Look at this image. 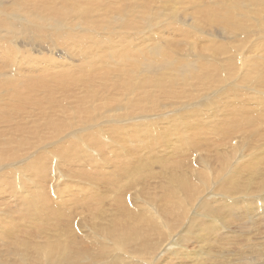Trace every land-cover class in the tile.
Returning a JSON list of instances; mask_svg holds the SVG:
<instances>
[{
  "label": "bare ground",
  "instance_id": "6f19581e",
  "mask_svg": "<svg viewBox=\"0 0 264 264\" xmlns=\"http://www.w3.org/2000/svg\"><path fill=\"white\" fill-rule=\"evenodd\" d=\"M197 2L0 0V171L6 162L28 156L35 147L67 129L104 119L112 122L100 127L105 140L114 143L117 136L126 144L132 141V145L124 146L125 150L115 151L106 142L105 150L97 151V159L86 151L88 147L72 144L67 148L75 157L79 155L82 159L79 161L86 160L92 166V171L82 167L85 172L74 180L90 176L110 186L109 191L94 188L90 182L87 187L79 183L65 190L70 176L67 181L56 183L57 166L43 155L32 159L23 173H0V198H5L0 200L8 204L7 211L0 210V264H264V241L256 242L253 231H247L250 235L235 236L233 243L242 245V250L248 247L246 250L239 247L238 252L231 253L234 247L227 250V241L234 238L230 237L233 229L243 230L245 226L240 221L258 205L252 199L233 201L212 195L207 188L211 173L208 167L192 175L185 169L175 171L171 183L163 185L169 186L164 189L165 194L143 191L147 196L144 198L142 191H138L131 195L134 185L144 183V176L154 175L152 155L141 156L142 146L180 149L210 142L241 127L249 126L250 130L254 120L264 124V0H208L206 5L202 0L201 4ZM193 3L190 8L187 6ZM140 26L145 30L153 26L157 29L144 35L140 31L136 36L139 39L134 40L132 34ZM119 28L125 34L113 41ZM128 31L131 35H127ZM106 33H112L111 39ZM170 35L179 41L169 40ZM192 41L195 43L191 47ZM171 43L181 53L174 52ZM47 48L48 52H44ZM211 50L212 55H208ZM256 51L260 56L253 58ZM60 54L69 59L54 56ZM117 71L121 78L115 74ZM236 74L239 76L233 78ZM102 78L107 82L100 84L98 80ZM153 87L161 92H153ZM224 88L226 91H222ZM212 90H221L220 94L226 97L222 94L212 97L217 93ZM168 91L176 100L186 98L197 102L193 105L197 106H191L193 109L185 115L186 111L165 119V124L160 118L155 121L163 127L153 124L151 119L127 126L113 121L127 113L165 109L167 104L162 106L161 102L167 98L162 93ZM2 92H10L12 105L5 104ZM38 102L41 106L38 111L27 110L30 108L27 106ZM24 108L33 113L21 121ZM47 108L51 110L47 112ZM119 109L124 112L112 114ZM72 110L79 117L71 115ZM132 118L129 115L122 121ZM93 136L88 133L78 139L83 142ZM149 136H153L152 142L143 145L141 140ZM243 146L233 142L227 150L237 152L241 147L242 152ZM106 152L111 155L106 157ZM219 152L224 163L227 158L222 157V150ZM136 153L139 156L133 159ZM65 157L63 162L72 158ZM254 157L250 159L255 160ZM261 157L256 162L264 164ZM207 159L205 163L213 162L211 157ZM251 160L247 163L252 164ZM137 162L140 164L128 172ZM226 164L216 165L219 172L225 171ZM244 167L242 163L240 169ZM116 173L122 177L116 178ZM257 176L255 173L253 178ZM242 181L238 184L241 189L254 184ZM49 185L55 192H63L53 197ZM241 210H245L243 219ZM252 220L254 229L264 226V216L260 215L258 222ZM21 234H28L29 238Z\"/></svg>",
  "mask_w": 264,
  "mask_h": 264
},
{
  "label": "rangeland",
  "instance_id": "374dc122",
  "mask_svg": "<svg viewBox=\"0 0 264 264\" xmlns=\"http://www.w3.org/2000/svg\"><path fill=\"white\" fill-rule=\"evenodd\" d=\"M201 0H199L200 2ZM215 1H220V0H215ZM227 1H231V0H227ZM197 2V4H205L208 3V0H202L201 3ZM195 3L191 4L190 5H187L189 8L194 6ZM174 7H177L178 6H174ZM179 12H181V10H179ZM182 15V12L180 13ZM173 14H171L172 16ZM194 16V14H193ZM192 16H190L191 18ZM197 17L196 15L194 16V18ZM200 19H202V17L200 16L199 17ZM197 19V18H196ZM191 20V19H189ZM205 23V22H204ZM142 26H145V25H142ZM140 26V27H137L138 29H135L134 33L132 34V37L134 40H138L139 37H136V36H139V32L141 35H144V34H148L150 31L151 33L155 31V29L157 28H154L155 26L153 27H150V30L148 29V27H146L147 30H145V28L143 29V27ZM206 27V26H205ZM142 29V30H141ZM153 29V30H152ZM144 30V31H143ZM147 32V33H146ZM93 34H97L95 32H92ZM116 34V36L114 37L113 41L114 40H120L121 39V36H123L125 34V31L122 30L121 28H119V30H116V32H114ZM118 33V34H117ZM123 33V34H122ZM112 34V33H110ZM109 33H106L107 37L109 39H111V36H110ZM135 34V35H134ZM118 35V36H117ZM127 35H131V33L128 31ZM97 36V35H96ZM99 36V35H98ZM136 37V38H135ZM172 37V38H171ZM176 40V41H179L178 39H176V37L170 35L169 36V40ZM195 40V39H194ZM219 40V39H218ZM223 40V39H222ZM111 42V41H110ZM195 42H191V47L193 46ZM172 44V43H171ZM238 44V43H237ZM235 44V47L237 49H241V46L240 45H237ZM172 48L174 52H177V53H181V49H177L178 47H176L174 44H172ZM198 46L200 47V49L203 47L201 42L198 43ZM239 46V47H238ZM49 48L45 49L44 52H48ZM40 51V50H39ZM211 51H207L208 55H212ZM55 52V51H54ZM186 51H184L185 53ZM241 52V51H240ZM258 51H256L253 55V58H257L256 56H260L259 52L257 53ZM252 54V53H250ZM257 54V55H256ZM54 56H57L60 58V60H66V59H69L68 57L63 58L64 56L62 54H60V56L58 55H54ZM241 56V54H240ZM250 56V55H249ZM75 63H77L75 61ZM77 69V68H76ZM109 70L111 68H108ZM116 69V68H115ZM114 69V70H115ZM80 70V69H79ZM108 70V72H109ZM113 70V69H112ZM117 70V69H116ZM81 71V70H80ZM119 72V71H117ZM110 73H112L110 71ZM115 73V72H114ZM116 75L119 74V78H121L120 76V72L119 73H115ZM109 76V75H107ZM237 76H239V74H236L233 78H236ZM148 76H146L147 78ZM161 78V76H160ZM128 79L130 81H132V78H129ZM102 80V81H101ZM116 80V79H115ZM114 81V80H113ZM118 81V80H117ZM98 82L100 84H103L105 82H107V79L105 78V80L102 79H99ZM133 82V81H132ZM237 82V80L235 81ZM241 84V83H240ZM60 86V85H59ZM153 92H161V89L160 88H156V87H153ZM225 89V88H224ZM222 90V91H226L225 90ZM56 90H60V89H57ZM221 91V90H220ZM220 91H214L212 90V92H217V93H214L212 94L211 96L213 97H218L219 95H223L224 97H226L225 94L221 93L220 94ZM221 91V92H222ZM219 92V93H218ZM43 93V92H41ZM2 96L4 97V102L5 104L7 105H12L11 102L9 101V98L11 97L10 96V92H2ZM59 96V94L57 95ZM60 97V96H59ZM162 97H166L167 100L165 99L164 101L161 102L162 106H164L163 104H167L166 106L168 107L167 110H166V106H165V109L164 107L160 106V110H156V112H142L141 114H130V113H127L128 115L123 117V116H120L119 118H115L113 119L114 122H117L115 123L116 125H132V124H137L139 125L138 123H142L144 121H148V120H154L153 121V124H158L159 126L163 127L166 122L165 119H168L170 117H175L176 114L178 115H181L184 111L183 114L185 115V113H187V111H191L193 108L192 107H196V106H193L194 103L196 104L197 102H190L188 99L184 98L181 99V101L179 100H176V98H173L172 95L168 92H163L162 93ZM171 98V99H169ZM182 100H183V105H182ZM189 101V104H188V101ZM14 101V100H13ZM175 102V103H171V102ZM180 104L181 102V105L178 106V103ZM207 101V100H205ZM204 101V102H205ZM186 102V103H185ZM209 102V101H208ZM40 102L38 103H35L33 105H29L27 107H30L28 108L27 110H30L31 111H38L39 108H41V106L39 105ZM175 104V105H174ZM187 104V105H186ZM170 105V106H169ZM190 105V106H189ZM35 106V108H33ZM137 106V105H136ZM183 106V107H182ZM192 106V107H191ZM9 108L8 109H12L13 106H8ZM174 109H173V108ZM208 109V107H206ZM47 112H49L51 109L50 108H47ZM164 109V110H163ZM206 109V111H208ZM27 110H25L24 108V113H23V116H21L20 120L22 121L26 119V117H29L31 115V113L33 112H27ZM163 110V111H162ZM181 110V111H180ZM159 111H162L161 113H158ZM165 111V112H164ZM211 110H209L208 112H210ZM124 112V110L122 111V109H119L118 111H114L112 114H115V113H122ZM158 113V114H157ZM216 112L213 113V115H215ZM71 115L75 116V117H79V114L75 113L74 110H72V112L70 113ZM155 114V115H153ZM131 116L133 117L131 120H125V121H122L124 119H127L128 116ZM162 115L163 117L161 118ZM167 115V116H166ZM173 115V116H171ZM157 116V117H156ZM166 116V117H165ZM123 117V118H122ZM156 117V118H155ZM155 118V119H154ZM159 118L161 120V122L163 124H159V122H155L156 120L159 121ZM214 119V118H213ZM211 121V119L209 120ZM213 121L215 122H219L218 121V118H215ZM155 122V123H154ZM253 122V121H251ZM257 122V123H256ZM112 122L111 121H106V119L100 121L99 123H91L90 124H86V125H81V126H74V127H71L69 129H67L65 132H63L62 134H60L59 136L51 139L50 141H45L44 143L38 145L37 147H35L32 151H30L28 153V156L27 154L24 155V156H21L20 159H18L19 163L17 160L13 161L14 163L17 162V163H13L12 161L11 162H6L4 164V167L2 168V170L0 171V173H4V172H7L9 171L10 173L14 174V175H18V173L21 171L22 173L29 167L28 166V163L34 159L35 157H41V155L44 156V158H49L51 164L53 165L56 164V168H57V176L59 177V180L56 181V183H63L65 182L64 180L66 179L67 181V177L70 176V179L66 182L65 186H64V189L66 187H77L79 185V183H82L83 186H86L87 187V182H90V185L94 188H97L101 191H109L111 190L110 186L96 180L95 178L93 177H80V181L79 180H74V179H78V177L76 176H79L81 174H83V171L85 172V170L87 169V171H92V166L91 164H88L87 161H79V160H82V159H79V155H77L75 157V155H72L74 153H70L68 151L67 148L71 147V146H78L79 148L80 147H84L85 149L88 147L89 149L86 150L88 153H90V156H93V158H96L97 159V151H99L100 149L102 150V152L105 150L106 148V142L111 144V150L115 151V150H118V149H122V150H125L124 149V146L126 147L127 145H132V141H129L127 142H124V141H120V139H117L116 137L117 136H114L115 138V141L114 143H112L111 140L107 141L104 139V137L102 136V132L100 131V127L101 126H105L107 124H109ZM26 121L24 122V125H26ZM258 121L257 120H254V125H250V126H254V128H250L249 130V126L246 128V127H241V129H237L236 131L230 133L229 135H224V136H216L215 138H213L212 141H204V142H201L200 144L198 145H187V146H184L180 149H169V148H164V146H160V147H155L152 149V147L149 145V148H144V146H142V150L140 151L141 156H144V158H148V156L151 154L152 156H150L151 158H153L152 162H151V165H153V170H154V175L153 174H147V176H144L143 178H146V180L144 181V183H140L139 184H136L134 185V187L131 189V195L132 193L134 192H141L142 191V197L145 198V194L143 193L144 192H147V193H150V192H154L156 194H160V193H164L165 194V188L167 186H164L163 185L165 183H168L170 182V177L173 176V174H175L177 171H181V169H185L184 172H188V174H193V173H196V171L198 172L199 170H202L200 168H205L208 167L209 168V171L211 172L210 173V181H209V186L207 188H210L211 191L210 192H213L212 195H216L218 196L219 198H223V199H230V200H233V201H249L248 199H252V200H255L257 205L259 206H254V208H251L253 210V213H252V210L250 209L249 210V213H247V216L245 217V210H241V217L242 219L245 217L244 220H241V224L245 226V228H243V230H238V229H233V233H236L233 234L231 233V236L230 237H234V238H231L232 240H229V242L227 241L228 239H230V237L226 236L227 237V244H226V248L227 250H231V248L233 249V247L235 249L231 250V253H234V252H238L237 249H241L242 245L238 246L236 244H234L233 242L235 241L237 235H242V236H245V235H250L247 233V231H253L255 234H256V238H252V240H256V242H260V243H263L264 241V226L263 227H259V228H255L253 226H251L250 223H252L254 220L252 219H255V221L258 222V219H259V216L262 215L264 216V164H260L259 162H256L258 161V159H256L258 156L260 157L262 155L261 158H264V154H262L264 151H263V148H264V124L260 122V124L258 125ZM89 125V127H86ZM47 126V125H45ZM241 126V123L240 125L237 124V127L239 128ZM160 127V128H161ZM139 128V127H137ZM137 128H135L134 130H137ZM156 128H159V127H156ZM247 129V131H243V129ZM0 129H2L0 127ZM78 129V130H76ZM75 130V131H74ZM85 130V131H84ZM70 131V132H69ZM77 131V132H76ZM79 131V132H78ZM88 131V132H87ZM138 131H142V129L139 128ZM155 131V129H154ZM69 132V134H67ZM133 132V131H132ZM76 133V135H75ZM83 133V134H82ZM88 133H93V137L91 139H85L83 142H81L78 138H80L82 135H85V134H88ZM99 135H97V134ZM71 134V135H70ZM81 134V136H80ZM68 135V136H67ZM64 136V137H63ZM108 137L110 135H107ZM63 139H60L62 138ZM73 137V138H72ZM94 138H97V139H94ZM153 139V136H149L146 140H141L143 142V145L148 143V142H152V139ZM172 138V137H171ZM232 138V139H231ZM236 138V139H235ZM58 139V140H57ZM128 139V138H127ZM149 139V140H148ZM174 139L176 138H172L171 141H175ZM202 139H204V137H202ZM90 140V141H89ZM226 140V141H225ZM80 141V142H79ZM145 141V142H144ZM218 141L220 142H223V144L219 145L218 144ZM48 142V143H47ZM70 142V143H69ZM102 142V143H101ZM121 142H123V145L121 144ZM237 143V144H240V145H244L243 146V151L241 152V147L239 148V151L235 152H230L227 150V147L229 144L231 143ZM53 143V144H52ZM49 144V146H48ZM57 144V145H56ZM74 144V145H72ZM44 145V146H43ZM200 145V146H199ZM206 145V146H204ZM90 146V147H89ZM193 146V147H192ZM196 146V147H195ZM202 146V148H201ZM199 147V148H198ZM49 148V149H48ZM36 149V150H35ZM199 149V150H198ZM260 149V150H259ZM111 150H109L110 152H112ZM153 150H156L155 152ZM176 150V151H175ZM192 150V151H190ZM194 150V152H193ZM220 150L223 151L222 153V157L226 156V161H224L223 163V160H221L219 154H221V152H219ZM259 150V152H258ZM48 151V152H47ZM94 151V153H93ZM189 151V152H188ZM197 151V152H196ZM57 152V153H56ZM110 152H106V157H109L111 155ZM192 152V153H191ZM249 152V153H248ZM47 153V154H46ZM57 155H56V154ZM189 153V154H188ZM229 153V154H228ZM59 154V155H58ZM67 155H70L72 158L69 159V161H66V162H63L62 159L66 158L65 156ZM197 155V156H196ZM250 155V156H249ZM30 156V157H29ZM138 154H133L132 158L133 159H137L138 158ZM189 156V157H188ZM191 156V157H190ZM200 156L202 157H207V158H212L211 160H213V162L211 161L210 163H205L206 160L209 161V159L205 158V159H200ZM256 156V157H254ZM28 157V158H26ZM33 157V158H32ZM75 157V158H73ZM183 157V159L181 158ZM193 157V158H192ZM231 157H233L231 159ZM239 157V159H238ZM254 157L253 159L255 160H251L250 158ZM141 158V157H140ZM159 158V159H158ZM167 158V159H166ZM192 158V159H191ZM219 158V159H218ZM229 158V159H228ZM164 159V160H162ZM176 159V160H175ZM230 159H231V162L230 163ZM244 159V160H243ZM25 160V161H24ZM78 160V161H77ZM132 160V159H131ZM167 160V161H166ZM173 160V161H172ZM180 160V161H179ZM228 160V161H227ZM248 160H251L252 161V164H250V161L249 163H247ZM133 161V160H132ZM178 164L176 165L175 163ZM204 161V162H203ZM219 161V162H218ZM239 161H242V162H239ZM256 163H255V162ZM27 162V163H26ZM168 162V163H167ZM171 164H170V163ZM10 163V164H9ZM228 165H227V164ZM240 163V164H239ZM242 163H244L247 167L248 170H245L246 167H244L245 169H240L241 168V165ZM259 163V164H257ZM9 164V165H7ZM137 164H140V162H137V163H134V165L132 167H130L129 169H127L128 172H131L133 170V168L137 165ZM225 164H226V169L225 171L223 172H219V170L217 169V166L216 165H223V167H225ZM230 165V166H229ZM165 166V167H164ZM172 166V167H171ZM196 166V167H195ZM202 166V167H201ZM212 166V167H211ZM82 167H87L86 169H83ZM78 168V169H77ZM90 168V169H88ZM174 168V169H173ZM212 168V169H211ZM216 168V169H215ZM229 168V169H228ZM250 168V169H249ZM254 169V170H252ZM245 170V171H243ZM259 170V171H258ZM176 171V172H175ZM191 171V172H190ZM213 171V172H212ZM231 171V172H230ZM65 172V173H63ZM218 172H219V176L218 175ZM246 172V173H245ZM89 173V172H87ZM257 174L258 176L253 178V175L254 174ZM59 174V175H58ZM90 174V173H89ZM213 176H212V175ZM243 174V175H242ZM22 175V174H21ZM87 175V174H86ZM245 175V176H244ZM247 175V176H246ZM108 177V175H106ZM116 178H121L122 176L120 175V173H116ZM153 176V177H152ZM239 176V177H238ZM244 176V177H243ZM62 177V178H61ZM212 177V178H211ZM230 177V179H229ZM243 177V178H242ZM247 177V178H246ZM234 178V179H233ZM258 178V179H257ZM232 179V181H230ZM243 179V181H242ZM247 179V180H246ZM19 179L16 177V185L19 183H17ZM73 180V181H72ZM215 180V181H214ZM112 180L108 181L107 182H111ZM243 182V183H251V182H254L253 185H249V186H245L241 189V187H238V184L240 182ZM257 182V183H256ZM171 183V182H170ZM221 184V185H220ZM257 184V185H256ZM51 185V184H50ZM48 186V191H49V194L52 195L53 197H56L57 195L61 194V192H63L62 190L56 192L53 190V186L51 188V186ZM216 185V186H215ZM224 186V187H223ZM227 186V187H226ZM253 186V187H252ZM263 186V187H262ZM169 187V186H168ZM167 187V188H168ZM215 187V188H214ZM218 187V188H216ZM252 187V188H251ZM257 187V188H256ZM260 187V189H259ZM262 187V188H261ZM50 188V189H49ZM224 188V189H223ZM246 188V189H245ZM249 188V189H248ZM65 189V190H66ZM136 189V190H135ZM215 189V190H214ZM226 189V191H225ZM220 190V191H218ZM237 190V191H236ZM227 192V193H226ZM59 193V194H58ZM216 193V194H215ZM218 193V194H217ZM237 193V195H236ZM221 194H224V195H221ZM230 194V195H229ZM236 195V196H235ZM133 196V195H132ZM262 197V198H261ZM147 198V196H146ZM256 198V199H255ZM0 199H5V198H0ZM137 199H139L137 197ZM240 199V200H239ZM247 199V200H246ZM257 199H260V200H257ZM168 200H172V199H168ZM167 200V201H168ZM262 200V201H261ZM2 202V204L0 205V210H5L7 211L8 210V207L6 204V202H3L2 200H0ZM213 202H215V199L213 200ZM158 205V203H156ZM260 204V205H259ZM2 207V208H1ZM63 208V205H60V209L62 210ZM259 210V211H258ZM263 211V212H262ZM202 212L201 210H199V213ZM243 212V213H242ZM257 214H256V213ZM254 214V215H253ZM258 216V217H256ZM248 217V218H247ZM252 218V219H251ZM11 219V218H9ZM7 219V220H9ZM251 219V220H249ZM263 220V218H262ZM246 223V224H245ZM249 224V225H248ZM248 226V227H246ZM242 227V226H241ZM258 227V226H257ZM242 229V228H241ZM243 232V234H242ZM246 232V233H245ZM28 235V234H26ZM24 234H21L20 236L24 237L26 236ZM236 236V237H235ZM28 236H26L25 238H27ZM29 238V237H28ZM27 238V239H28ZM30 238H32V235L30 236ZM241 238V236L239 237ZM238 238V239H239ZM241 241V239L239 240ZM250 244V243H249ZM247 244V245H249ZM251 245H253V242H251ZM231 247V248H230ZM237 247V249H236ZM239 247V248H238ZM252 247V246H251ZM248 247H244L243 250L241 249V251H244L246 250ZM250 249V248H249ZM226 250V249H225ZM254 255V256H253ZM233 257V255H231ZM253 257H256V253H253L252 254ZM233 263V262H232Z\"/></svg>",
  "mask_w": 264,
  "mask_h": 264
}]
</instances>
